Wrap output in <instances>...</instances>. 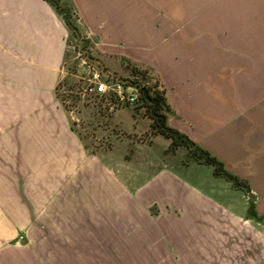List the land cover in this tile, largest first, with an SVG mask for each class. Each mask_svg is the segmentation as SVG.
Wrapping results in <instances>:
<instances>
[{"label":"crops","instance_id":"crops-1","mask_svg":"<svg viewBox=\"0 0 264 264\" xmlns=\"http://www.w3.org/2000/svg\"><path fill=\"white\" fill-rule=\"evenodd\" d=\"M66 2L98 50L143 52L137 60L159 74L177 128L246 179L264 214V0ZM70 35L46 0H0V249L22 234L31 245L39 231L63 233L69 218L96 215L93 206L118 216L137 203L187 213L198 204L197 182L181 176L201 175L191 161L129 186L120 175L138 174L125 160L87 149L56 94Z\"/></svg>","mask_w":264,"mask_h":264},{"label":"rangeland","instance_id":"rangeland-1","mask_svg":"<svg viewBox=\"0 0 264 264\" xmlns=\"http://www.w3.org/2000/svg\"><path fill=\"white\" fill-rule=\"evenodd\" d=\"M57 1L61 7L67 6L66 0ZM73 20L82 37L88 39L85 49L90 50L93 57L99 59L115 76L132 78L122 67L120 54L98 50L95 39L86 35L77 18ZM79 47V41L71 34L67 40L66 74L58 93L59 96L66 95L61 100L62 105L67 111L73 110L71 126L81 136L87 149L108 158L115 155L111 159L115 165L125 160V164L138 174L120 175L121 180L130 179L129 186H139L151 176L149 174L166 166L186 171L183 159L188 158L187 146L168 149L171 139L153 133L152 120L140 99L135 104L118 103L108 94L88 96L79 93L78 90L90 76L85 73L84 67L87 65L99 70L97 65L81 55ZM135 53L132 56L124 55L135 61L145 57L143 52ZM115 76L102 73L101 78L109 83L118 80ZM143 85L141 83V87ZM126 87L129 91L140 93V89L131 84ZM177 119L173 111L168 114L170 126L177 128ZM177 130L180 131L179 128ZM192 163L190 171L201 175L181 176L193 177L198 184L196 210L185 211L180 218L163 210L167 221H161L159 217L154 221V217L137 203L136 209L129 210L125 206L117 219L112 220L110 214L98 213L99 207L93 206V211L87 208L88 214L92 212L98 215L90 216L89 222L80 215L75 220L69 218L64 223L63 233L53 234L46 229L39 234V231L31 245L28 244V235L22 234L19 242L9 243L0 249V264H264V224L248 218L246 193L215 175L211 164ZM8 167L9 172L17 169L16 164H9ZM89 185H94L93 179ZM103 185L105 188L106 184ZM109 191L106 188L99 192L106 198ZM148 206H151L153 214L159 212L156 203ZM74 208L75 213L84 209L81 201ZM37 219L40 220L39 215ZM160 228H163L167 241L172 244L174 255L167 249ZM109 232L120 239L118 246L101 242ZM42 236L45 238L40 239ZM123 239L125 242H122Z\"/></svg>","mask_w":264,"mask_h":264},{"label":"trees","instance_id":"trees-1","mask_svg":"<svg viewBox=\"0 0 264 264\" xmlns=\"http://www.w3.org/2000/svg\"><path fill=\"white\" fill-rule=\"evenodd\" d=\"M46 1L55 8V10L58 14L61 15L66 26L70 30L71 34H73L74 37L79 41V43H80L79 51L81 52V55L87 61H90L93 64L97 65L101 73H109L110 75L115 76L114 72H110L107 68L104 67V65L102 64V62L99 59H96L95 57H93L91 55L90 50L85 49V47L89 41H88V39L83 38L79 32V29L73 20L74 17L77 18L76 14H74V11L68 6L61 7L57 0H46ZM120 59H121L122 67L128 72V74L132 78H123V77L115 76L118 78V80L123 82L125 85L131 84V85L137 87L138 89H140L142 87H146L150 91L153 88L154 93L159 94L161 97H165L166 89L160 81L159 74L155 73V69L153 67H151L148 64L135 61V60H133L127 56H123V55H120ZM141 83L144 84L142 87H141ZM60 86H61V82H59L57 87H56V94H57L58 98H60L61 100H64L65 99L64 96H66V95L62 94L59 96V93H58V89ZM64 92H66V91H64ZM139 99L142 101L143 105L146 108L147 113L149 114V118L152 120V117L149 113L150 105L144 99L141 91L139 93ZM153 124L154 123L151 122V128H153V126H154ZM156 132L159 134H162L163 136H165L167 138L170 137V135L164 131H156ZM172 146H173V144L171 146H169L168 149L172 150L173 149ZM203 152L208 153L209 156H208L207 161H201V163L211 164L214 167H216L220 164L222 165V162L219 161L215 156L211 155L208 151L203 149ZM241 181H244L245 183L249 184L246 179H241ZM240 190L243 191V189H240ZM248 218H250V217H248Z\"/></svg>","mask_w":264,"mask_h":264},{"label":"flooded vegetation","instance_id":"flooded-vegetation-1","mask_svg":"<svg viewBox=\"0 0 264 264\" xmlns=\"http://www.w3.org/2000/svg\"><path fill=\"white\" fill-rule=\"evenodd\" d=\"M92 63V62H91ZM149 91V90H148ZM149 94H150V96L151 97H153V98H157L158 99V101H157V103L156 104H153V103H150V102H148V104L150 105V108H149V113H150V115H151V117H152V122L154 123L153 125V128H152V131H153V133L155 134V135H157V134H159V133H157L156 131H164V132H166V133H168L169 135H170V137H168V138H170L171 139V141H170V143H169V145H168V147L169 146H171L172 144H173V149L175 150V149H177V147L178 146H180V145H185V146H187V148H188V150H189V154H188V158L187 159H183V163H184V165L185 166H187L188 164H189V162L191 161V162H197V163H201V161H207V160H199L196 156H195V153H196V150L195 149H192V148H190V145L188 144V141L187 140H182L181 142H176L175 141V139H174V136L171 134V133H169V132H167L165 129H163L162 128V125L164 124L166 127H169L171 130H173V131H178L175 127H172V126H170L169 124H168V121H167V117H168V114H170L171 112H172V110H171V107H170V104L168 103V100H167V97H166V95H165V97H161L159 94H157V93H154V91H153V88L149 91ZM61 100V99H60ZM161 116H163L164 117V121H163V123H160V120H161ZM179 133H180V135L181 134H185V133H182L181 131H178ZM162 135V134H161ZM190 139V138H189ZM193 141V140H192ZM167 147V148H168ZM199 147V146H198ZM201 148V147H200ZM172 149V150H173ZM202 149V148H201ZM167 150V149H166ZM203 150V149H202ZM199 161V162H198ZM207 164V163H206ZM217 167V166H216ZM216 167H214L213 166V168H214V174L215 175H217L216 174ZM220 177H222V176H220ZM185 178V177H184ZM222 178H224V177H222ZM224 179H226V178H224ZM240 179V178H239ZM227 181H229L230 183H231V185H232V182L229 180V179H226ZM241 180V179H240ZM154 203H156L158 206H159V212H156L155 214H153L152 213V208H151V206H146V207H144L143 208V210L144 211H146L147 212V214H149L151 217H154V221H156V218L158 219V217L159 218H162V220L161 221H163L164 220V222L165 221H167V220H165V215H163V212L165 211H169V212H172V213H174L175 214V216L176 217H178V218H180L181 217V215H183V213H185L184 211H182V210H180V208L177 206V204H175V203H160V202H154ZM164 210V211H163ZM103 213V212H102ZM106 214H110V217H112L111 219L112 220H115V218L117 217L116 215H115V213H106ZM120 214V213H119ZM118 214V215H119ZM96 215H98V213L96 214ZM89 216V215H88ZM117 219V218H116ZM253 219V218H252ZM90 220L89 219H87L86 220V222H89ZM167 223V222H166ZM166 223H164V224H166ZM159 224H161V222L159 223ZM167 226H168V223L166 224ZM159 226H161V225H159ZM163 229V228H162ZM162 229L160 228V231H161V233H163L164 231H162ZM101 239V238H100ZM162 239H163V241H165V243H166V245H167V249L174 255V251L172 250V244H169L170 242H168L167 241V238H166V235L163 233L162 234ZM102 240V241H101ZM100 241L101 242H107V243H111L112 244V246H118V244L120 243V239L118 238V237H116L115 235H113V234H111L110 232H109V235L108 236H106L105 238H102ZM122 242H125V239H123V241Z\"/></svg>","mask_w":264,"mask_h":264},{"label":"water","instance_id":"water-1","mask_svg":"<svg viewBox=\"0 0 264 264\" xmlns=\"http://www.w3.org/2000/svg\"><path fill=\"white\" fill-rule=\"evenodd\" d=\"M85 68V67H84ZM140 91L144 97V99L150 103L156 104L158 99L153 98L150 96L149 91L146 87L140 88ZM164 117L161 116L160 123H163ZM162 128L165 129L167 132L171 133L174 136V139L176 142H181L182 140H187L188 144L190 145V148L195 149L196 153L195 156L199 160H207L208 159V153L203 152V150L198 147V145L189 139V137L186 134H181L178 131H173L169 127H166L164 124L162 125ZM216 174L218 176H222L226 179H229L232 182V187L236 189H243V191L246 193L247 196V208H246V214L248 217L255 219L258 222H261L264 224V214H259L255 207V200H256V194L252 191L249 184L245 183L244 181H241L236 175L231 174L229 171H227L223 164L218 165L216 167Z\"/></svg>","mask_w":264,"mask_h":264},{"label":"built area","instance_id":"built-area-1","mask_svg":"<svg viewBox=\"0 0 264 264\" xmlns=\"http://www.w3.org/2000/svg\"><path fill=\"white\" fill-rule=\"evenodd\" d=\"M85 73L90 76L86 78V84L81 87L79 93L82 95H110L118 103L135 104L139 100V93L137 91L127 90L126 85L120 80H114L107 83L101 78L102 73L90 66H85Z\"/></svg>","mask_w":264,"mask_h":264}]
</instances>
